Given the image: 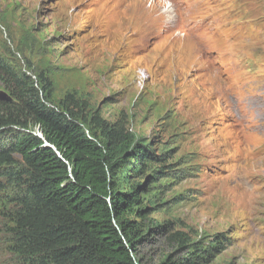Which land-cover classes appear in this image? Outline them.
Returning a JSON list of instances; mask_svg holds the SVG:
<instances>
[{
  "label": "rangeland",
  "instance_id": "obj_1",
  "mask_svg": "<svg viewBox=\"0 0 264 264\" xmlns=\"http://www.w3.org/2000/svg\"><path fill=\"white\" fill-rule=\"evenodd\" d=\"M0 59L157 158L118 175L151 230L142 264H264V0H0ZM15 192L0 178V264H28Z\"/></svg>",
  "mask_w": 264,
  "mask_h": 264
},
{
  "label": "trees",
  "instance_id": "obj_2",
  "mask_svg": "<svg viewBox=\"0 0 264 264\" xmlns=\"http://www.w3.org/2000/svg\"><path fill=\"white\" fill-rule=\"evenodd\" d=\"M0 82L9 96L0 99V178L16 190L14 252L28 264H142L139 246L151 230L138 184L121 192L129 180L118 175L157 158L124 121L90 115L77 94L56 103L42 75L17 73L0 59ZM189 263L168 255L158 264Z\"/></svg>",
  "mask_w": 264,
  "mask_h": 264
}]
</instances>
